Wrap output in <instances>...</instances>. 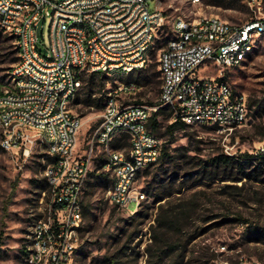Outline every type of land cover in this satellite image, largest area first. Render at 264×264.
<instances>
[{"label": "built area", "instance_id": "built-area-1", "mask_svg": "<svg viewBox=\"0 0 264 264\" xmlns=\"http://www.w3.org/2000/svg\"><path fill=\"white\" fill-rule=\"evenodd\" d=\"M147 1L0 0V31L17 49L10 85L0 88V148L25 159L42 151L47 185L29 215L25 264H74L81 198L95 159L109 179L108 203L126 212L141 207L146 195L138 180L163 145L148 127L152 114L164 108L171 123L226 137L250 121L246 95L233 90L226 72L240 67L264 37V0H245L250 19L237 26L215 16L176 19L159 53L160 95L152 107L127 102L141 89L129 76L147 66L165 24L158 1L152 13ZM46 21L45 46L38 31ZM82 72L116 81L104 88L101 120L85 153L78 150L83 118L71 110ZM252 156L264 158V142Z\"/></svg>", "mask_w": 264, "mask_h": 264}, {"label": "rangeland", "instance_id": "rangeland-1", "mask_svg": "<svg viewBox=\"0 0 264 264\" xmlns=\"http://www.w3.org/2000/svg\"><path fill=\"white\" fill-rule=\"evenodd\" d=\"M157 1L165 24L156 34L147 66L129 76L141 89L127 100L149 107L158 105V57L173 36L176 19L215 16L234 26L250 19L245 0ZM147 6L154 12L156 0H148ZM41 31L46 46L47 21L39 35ZM13 45V39L0 31V88L10 85L8 77L17 57ZM89 75L83 74L71 106L83 118L78 136L80 153L87 151L89 134L100 123L102 113V103L101 108H88L85 99L89 93L92 99H100L104 87L116 86L114 79L95 76L89 81ZM226 79L235 92L246 95L247 104L262 103L261 109L251 108L250 121L230 137L203 127L178 130L169 137L165 128L171 123L170 113L160 109L159 128L154 134L168 145L171 160H158L142 173L138 184L146 200L137 211L133 204L126 212L108 203L109 179L100 172L101 160L93 161L81 198L84 220L74 264H101L109 257L118 264H264V240L257 242L253 235L255 229L264 230V166L257 169L259 165H248L246 178L234 182L239 175L235 167L226 169L213 163L222 155L234 159L245 153L252 155L264 142V37L256 40L251 56L240 67L227 70ZM125 146L126 141L119 148ZM100 151L98 148L97 155ZM42 155L37 148L25 159L0 148V264H25L22 251L29 215L45 189ZM168 193L171 196L163 198ZM160 207L180 208L186 213V222L182 230H167L164 238L156 233L155 243L151 227L156 226Z\"/></svg>", "mask_w": 264, "mask_h": 264}, {"label": "trees", "instance_id": "trees-1", "mask_svg": "<svg viewBox=\"0 0 264 264\" xmlns=\"http://www.w3.org/2000/svg\"><path fill=\"white\" fill-rule=\"evenodd\" d=\"M13 41H14V39H13ZM14 44H15V41H14ZM13 48H14V54L17 55L16 45H13ZM16 61H17V57L14 58L13 62H16ZM84 73L85 72H82V75L80 77L81 80H82V76H83ZM89 74H90L89 75V81H91V79H93L95 76H101L99 74H93V73H89ZM88 87L89 88L91 87V83H89ZM104 88L102 90V94H101L100 99H97V100L92 99L91 98L92 94L89 93V95L85 99V106L88 107V108H93V106L101 108V103L103 102L101 100H103ZM261 104L262 103H259V104L256 105V103H252L251 101H249L248 102V108H249L250 111H251V108H253V107H254L255 110H260L261 109ZM102 109H103V103H102ZM148 127L150 128V130L153 133L157 132V130L159 128V122H158L157 113H154V114L151 115V117H150V119L148 121ZM187 128H192V127H187L182 122L176 121V122L171 123V124L166 126L165 134L167 136H169V137H173V134L176 131L185 130ZM206 129L211 130V131H215L214 128H208L207 127ZM159 160L162 163L169 162L171 160V157H170V155L168 153V145H166V144L162 145L161 154H160ZM213 163H214V165H216L218 167L222 166V167H224L226 169L235 167L237 169V172L239 173L238 176L233 178V181L236 182L238 180L246 178L245 175H244V172H245L246 167L248 165H253V164L259 165L257 169H259L261 166H264V158H261V157L254 158L252 155H249L247 153L243 154L238 159H234L233 157L225 156V155L223 156L222 155V156L214 158L213 159ZM46 188H47V185H46V182H45V189L44 190H46ZM171 194L172 193H168L167 196H165L163 198H168V197L171 196ZM160 200H163V199H160ZM175 209H178V208H174L172 210H168V208L164 209L163 207H160L159 215L157 216V218L155 220L156 226L155 227H151L152 236H153V239H154L155 243L157 241L156 233L159 234V238H164L165 235L167 234L166 233L167 230H170V229H173V230L180 229V230H182L184 228V226H185L184 222H186V218H185L186 217V213L180 212L179 211L180 208L178 209L177 212H176ZM83 213L84 212H83V209H82V216H83ZM83 220H84V217H83ZM253 235H254V240L257 241V242H259L260 240H264V230L255 229V230H253ZM22 253L25 255V248H23ZM101 264H118V263L113 257H109V258H105L103 261H101Z\"/></svg>", "mask_w": 264, "mask_h": 264}]
</instances>
